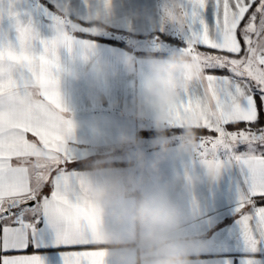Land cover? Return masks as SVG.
I'll return each mask as SVG.
<instances>
[{"label":"snow or ice","instance_id":"obj_1","mask_svg":"<svg viewBox=\"0 0 264 264\" xmlns=\"http://www.w3.org/2000/svg\"><path fill=\"white\" fill-rule=\"evenodd\" d=\"M2 2V0H0ZM184 51L203 65L172 110V125L198 121L199 148L214 172L224 150L246 169L236 211L251 251L264 239V0H186ZM212 9L213 22L205 19ZM5 9L0 7V20ZM9 18L16 13L11 5ZM57 26H65L53 17ZM19 22V21H17ZM19 50L0 31V264H47L41 249H61V264H106L90 231L93 205L84 174L68 172L73 123L59 87L60 66L49 41L18 29ZM66 41L69 40L67 32ZM246 151L236 155L233 149ZM45 189H48L46 192ZM41 221L53 233L49 242ZM244 264H257L247 259Z\"/></svg>","mask_w":264,"mask_h":264},{"label":"crops","instance_id":"obj_2","mask_svg":"<svg viewBox=\"0 0 264 264\" xmlns=\"http://www.w3.org/2000/svg\"><path fill=\"white\" fill-rule=\"evenodd\" d=\"M159 3L160 0H111L110 6L105 7L104 0L0 2V7L5 9V15L0 20V31L6 34L8 43L17 50L18 32L14 27L17 21L31 28L37 35L38 38L33 41V50L40 52L43 50L40 41H48L57 27L53 17H60L65 21L69 36L66 45L57 52L61 66L81 67L90 57L109 61L113 66L114 75L101 84L104 99L99 105L88 100L84 80L77 83L58 74L60 92L68 109L65 117L73 123L72 138L68 141L73 153V163L67 171L84 174L86 177L87 195L93 205L94 224L90 231L98 247L107 253L106 264H110L108 252L99 237L98 222L94 216L96 205L89 195L90 169L77 170L74 164L95 154L126 155L124 151L116 148L115 143L121 129H128L133 133L153 130L148 122H144V127L141 128L139 122L124 114V110L139 90L145 62L149 58L166 56L170 51L179 49L159 41L150 47L149 44L139 46L137 43L145 41L146 39L142 38L146 36L164 34L180 40L183 44L180 50H183L189 39L186 26L175 28L161 20ZM10 5L16 13L14 18L7 15ZM184 6L187 7L186 0ZM204 15L206 21L211 24L213 14L210 7ZM119 56H129L136 71H128L117 59ZM169 128L182 127L172 125ZM141 138L145 151L151 156L152 138ZM245 151L243 146L233 149L236 155ZM204 159L200 148L191 156L177 154L173 150L160 164L163 179L175 180L174 187L170 189V197L183 214L182 230L199 238L204 245L199 252L191 254L192 264H244L247 259L264 264V239L258 238L256 251H251L238 223L240 213L236 209L240 195L247 188V170L242 169L235 160H230L228 153L221 150L215 156L221 166L209 177V168ZM196 175L202 178L201 181L189 184L187 177ZM99 223L111 226L113 221L110 216H106ZM40 228L50 242L53 239L51 229L43 221ZM40 251L47 258V264H61V249L49 243L48 247Z\"/></svg>","mask_w":264,"mask_h":264},{"label":"clouds","instance_id":"obj_3","mask_svg":"<svg viewBox=\"0 0 264 264\" xmlns=\"http://www.w3.org/2000/svg\"><path fill=\"white\" fill-rule=\"evenodd\" d=\"M111 0H104L105 7ZM184 0H160L161 20L175 28L185 26ZM15 29L27 26L16 22ZM66 26H57L48 40L55 50L60 66L59 75L73 82L84 80L86 95L91 103H103L101 84L114 75L109 61L90 57L84 66H61L57 52L67 41ZM91 50V46H89ZM117 59L130 72L136 71L129 56ZM203 65L189 52L170 51L166 56L149 58L139 90L126 105L124 114L140 123L148 122L156 135L150 140L151 156L143 147L138 133L121 129L116 148L124 151L128 168L117 169L99 160L88 171L89 195L95 202L94 216L98 234L103 241L110 264H192L191 254L203 248V242L182 230L183 214L170 197L175 180L162 177L160 164L175 150L191 156L199 148L198 121L186 120L180 136L166 134L172 126V110L181 100V89L189 80L200 79ZM214 171L208 169V176ZM199 175L187 177L189 184L201 181ZM110 216L111 226L99 223Z\"/></svg>","mask_w":264,"mask_h":264},{"label":"rangeland","instance_id":"obj_4","mask_svg":"<svg viewBox=\"0 0 264 264\" xmlns=\"http://www.w3.org/2000/svg\"><path fill=\"white\" fill-rule=\"evenodd\" d=\"M165 38H162V37H159V38H156V39H153V38H150V37H144L142 39H146L145 41H137L139 43V46L143 45V46H146V44H149V47L155 43V42H162V43H168L170 44V46H172V48L174 49H182V42L180 40H177L175 38H172L170 36H167V35H164ZM167 38H172L173 40L169 42V40ZM136 42V41H135ZM171 129V128H169ZM148 133L149 132H154V130H151V131H147ZM181 133H175V134H170L168 136H180ZM156 135L155 134H151V135H146L144 136L143 138L145 139H149V138H153L154 136ZM199 137H201V134L198 135ZM103 153V152H102ZM106 158H110V159H106ZM99 160H104L106 161V166L110 165L111 167L113 168H116V167H119V168H126L128 167V163H127V157L126 155H122L119 153V155H116V154H95L93 156H91L89 159H86L84 160V162H87L88 164H90V167H92L94 165V163L96 161H99Z\"/></svg>","mask_w":264,"mask_h":264},{"label":"trees","instance_id":"obj_5","mask_svg":"<svg viewBox=\"0 0 264 264\" xmlns=\"http://www.w3.org/2000/svg\"><path fill=\"white\" fill-rule=\"evenodd\" d=\"M90 25H94V24H90ZM146 37H150V38H152V37H156V38L162 37V38H165L164 34H159L157 36H146ZM167 39L169 40V42L173 40L172 38H167ZM175 133H182V128H171V129H168L167 132H166V134H168V135L175 134ZM151 134H155V131L154 132H149V133L148 132H138V135L140 137H144L146 135H151ZM198 135H200V133H198ZM74 168L77 169V170H89L92 167H90V164H88L87 162L82 161V162L75 163L74 164Z\"/></svg>","mask_w":264,"mask_h":264}]
</instances>
